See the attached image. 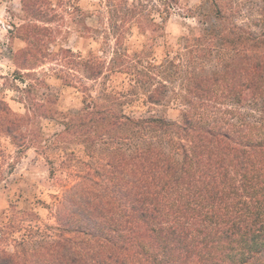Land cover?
Masks as SVG:
<instances>
[{"label":"trees","instance_id":"obj_1","mask_svg":"<svg viewBox=\"0 0 264 264\" xmlns=\"http://www.w3.org/2000/svg\"><path fill=\"white\" fill-rule=\"evenodd\" d=\"M100 1L94 13L65 3L61 16L83 20L85 54L15 27L26 44L0 77L24 112L0 100V151L41 146L45 119L63 125L56 144L74 137L98 160L79 171L65 151L48 158L72 179L36 201L45 215L10 203L0 264H264V0ZM26 2V20L48 22ZM175 10L198 33L156 53ZM49 77L74 89L75 112L39 98Z\"/></svg>","mask_w":264,"mask_h":264},{"label":"rangeland","instance_id":"obj_2","mask_svg":"<svg viewBox=\"0 0 264 264\" xmlns=\"http://www.w3.org/2000/svg\"><path fill=\"white\" fill-rule=\"evenodd\" d=\"M201 0H182L183 6L198 5ZM23 3L25 0H0V76H8L15 71L16 66L12 60L14 51L25 46V41L20 34L24 30L17 31L15 27L21 24H29L36 29V35L46 41L50 49H56L60 46L71 47L74 51L85 54L90 49V40L85 39L81 33L83 20L78 17L80 24L76 28L75 23L67 22L61 26L62 17L70 19L69 15L64 13L65 3L67 7L78 5L85 13H94L99 9L100 0H27L26 3H39V17L48 21L47 23L39 20L29 22L26 20L27 14L24 13ZM42 3V4H41ZM183 13V11H181ZM181 16L177 10L173 12L168 19L165 27V36L157 40L156 53H161L164 46H178L182 36H192L198 33L195 30L197 22L194 18L188 17L187 14ZM256 13L254 12V16ZM62 16V17H61ZM245 18V17H244ZM83 19V16H82ZM251 19V18H250ZM87 20V19H86ZM88 21H94V16ZM245 21L248 19L245 18ZM32 23V24H31ZM141 41L143 36L137 34ZM56 39L55 42L53 39ZM131 39V38H130ZM133 41L136 39L132 38ZM138 41V42H139ZM56 42L58 43L56 45ZM137 42V43H138ZM156 44V43H155ZM96 46L95 43H91ZM158 51V52H157ZM45 65L39 68V71L51 67L52 62L45 61ZM114 77V76H113ZM5 80L0 77V100H5L14 111L24 112L23 104L18 101V93L11 87L2 88ZM92 83L91 80H88ZM50 89L41 90L39 98L42 99L46 94L60 97L57 108L63 111L75 112L80 106V99L77 97L73 88L62 85L61 81L52 77L48 79ZM100 88V83H98ZM128 109V113L137 115H146V112ZM170 118H177L179 113L175 109H167L166 113ZM43 128V142L39 147H32L21 154L16 153L18 150L13 145H3L0 151V223L8 222L12 218L10 203L19 199L20 210H33L45 215L46 209L36 203L38 199L50 202L49 190L53 188L54 182L62 180L70 181L68 171L61 169L58 163L50 164L48 158H53L56 153L65 151L72 161L75 160L77 169L82 171L86 163L95 164L97 158L90 157L89 149L74 137L56 144V134L63 129V125L51 120L43 119L41 121ZM3 140V139H2ZM54 142V143H53ZM18 156V157H17ZM52 165V166H51ZM55 172H52V167Z\"/></svg>","mask_w":264,"mask_h":264}]
</instances>
